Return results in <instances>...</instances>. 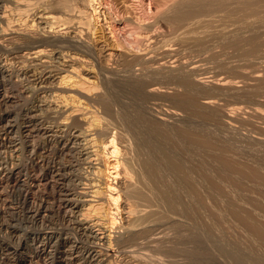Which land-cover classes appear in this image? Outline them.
<instances>
[{
	"label": "rangeland",
	"instance_id": "obj_1",
	"mask_svg": "<svg viewBox=\"0 0 264 264\" xmlns=\"http://www.w3.org/2000/svg\"><path fill=\"white\" fill-rule=\"evenodd\" d=\"M15 1L17 2L0 0V17H4L0 19V40L3 42H0V63L4 64L6 70L5 77L0 72V91L8 95L15 93L12 102L0 106V113L3 109H9L14 115L20 116L23 109L30 107L33 109L32 114L41 113L40 117L47 121L44 122L45 125L53 124L50 127L56 133L50 136L53 137L51 139L61 135L68 137V149L64 150L63 155L59 156L57 153L61 144H50L52 149L48 160L50 163L55 160L61 162L60 166L69 167L71 179L68 181L72 180L71 184L67 181L69 188L79 179L80 182L89 184H82L87 195H76L77 200L93 199L92 191L96 190L99 194V188L104 187L107 182L112 186L116 185L117 193L114 195L117 197L119 194L118 199L103 200V197L96 194V198L100 197L103 201L95 198L94 206H103L100 210H105L98 213L97 217L100 219L92 212L87 214L88 219L94 217L103 221L101 225H109L104 226V234H108L106 238L100 241L88 239L95 246L99 245L96 247H100L97 249L99 261L103 264H264V0H190L193 10L189 9L190 6L185 8L187 3L191 4L189 0L181 1L186 2L185 5L180 0H89L94 2L87 3L89 7L83 5L85 0H67L68 3L66 0ZM41 2L44 5L46 3V7ZM197 2L203 4L201 8ZM175 4L178 7L183 5L182 14ZM37 6L42 11L36 12ZM43 7L46 12L53 13L60 19L55 23L51 22V25L41 23L38 15L45 11ZM54 7L57 10L60 8V13ZM65 7L70 11H67V15L66 12L63 13L68 10ZM184 9L192 12L189 14L187 10L188 15H185ZM176 13L179 14L175 18L173 16ZM71 14L74 15L73 18H68ZM89 14L91 17H88ZM64 20L66 24L67 21H72V25H67L73 29L66 26L70 28L65 30L67 34L62 33L66 28L62 29ZM57 23L62 26L58 24V27ZM52 24H55L54 27ZM73 24L74 27L79 26L74 28ZM88 25L93 28L89 27V32ZM50 26L62 30L60 32L55 28L56 32H60L58 34ZM70 30L75 31L76 35ZM36 47L43 49V55L32 57L31 51L34 52ZM68 71L74 75L80 74L82 79L77 74L75 77L72 73L70 75ZM54 75L59 76L55 78ZM60 76L75 80L79 85L74 86L71 82L62 84ZM66 88L69 91L64 90ZM94 93L99 95L94 96ZM58 94L61 97L65 95L64 99H59ZM99 96L107 100L103 101ZM95 97L101 103L107 101L112 111L109 108L105 110L106 103L100 104ZM64 104L67 105L64 107ZM67 106L71 109L78 107L75 111L80 115L79 122H72L78 125L76 127L73 124L76 128L68 123L73 119L68 117L72 111ZM65 111H69V114ZM64 112L68 121L65 120ZM101 122L103 126L106 124V128L101 126ZM78 123H83L84 126ZM1 124H5V121ZM69 124L70 128L66 127ZM102 129L104 131L99 133ZM39 135V138L32 139H50ZM91 138L99 142L104 139L106 144L109 138L114 139L116 145L112 144L120 149L117 151L121 156L118 157L117 151L112 155L106 153L113 146L111 144L102 153L103 159L98 157L97 160L92 155L94 147H90L93 145L89 140ZM5 150L8 151L9 147L1 149L0 155H6L10 159ZM23 153L21 152L19 159L26 154L25 151ZM87 153H91L89 158ZM83 155L91 161L87 158L85 160ZM23 157L25 159H18V162L26 163L27 159ZM117 157L121 162H126L128 170L132 168L129 170L132 177H128L132 181L121 175L122 168L118 166ZM127 157L130 158L128 165ZM16 159L13 161L17 162ZM114 169L121 170V177L118 175V179L112 176ZM72 177L75 178L74 181ZM128 181L139 187L142 198L135 199L126 195L124 189L127 185L124 182L128 184ZM93 184L96 186L92 187ZM117 188H123L124 193ZM72 197L74 198L73 195ZM113 202L117 205L112 204ZM127 205L130 206V211ZM86 206L87 203L79 208L84 210ZM117 206L119 210L116 209ZM128 215L131 217L129 220ZM107 216L112 223L115 220L116 223L111 226ZM143 217L146 219L142 220ZM138 220H142L146 231L140 237L137 236V240L136 235L134 239L126 240L132 237L133 232L125 234L124 225L137 224ZM120 234H124L123 240ZM70 235L72 239L74 236ZM85 240L87 239L83 237V247L92 245ZM99 261L95 264H99Z\"/></svg>",
	"mask_w": 264,
	"mask_h": 264
},
{
	"label": "bare ground",
	"instance_id": "obj_2",
	"mask_svg": "<svg viewBox=\"0 0 264 264\" xmlns=\"http://www.w3.org/2000/svg\"><path fill=\"white\" fill-rule=\"evenodd\" d=\"M22 1V0H21ZM25 0H23L22 2H24ZM35 1H37V0H35ZM34 1V2H35ZM45 1V0H44ZM53 1V0H52ZM55 1V0H54ZM65 1V0H64ZM67 1V0H66ZM72 1H74V0H71V2ZM77 1V0H76ZM82 1H84V0H82ZM87 0H85V2H86ZM95 1V0H94ZM177 1H179V0H177ZM176 1V2H177ZM181 1H184V0H180L179 2H181ZM185 1H187V2H189L188 0H185ZM206 1V0H205ZM209 1V0H208ZM207 1V2H208ZM14 2H17V1H15L14 0ZM14 2H13V4H14ZM27 2V1H26ZM40 2V1H39ZM47 2V1H46ZM48 2H51V1H48ZM47 2V3H48ZM78 2V1H77ZM80 2V1H79ZM84 2V4L83 5H85L86 4V7H89V6H87L88 4L87 3H91V2H93V1H91V2H89V0L85 3ZM176 2H174V3H176ZM178 2V3H179ZM199 2H202L203 3V1H199ZM42 3V2H41ZM65 3V2H64ZM67 3H68V1H67ZM94 3V2H93ZM96 3V2H95ZM181 3H184V2H181ZM181 3H179V4H181ZM190 3H191V1H190ZM201 3V4H202ZM26 4V3H25ZM43 5H44V3H42ZM55 4H56V2H55ZM66 4V3H65ZM81 4H82V2H81ZM186 4V2L184 3V5ZM197 4L199 5L200 3H198L197 2ZM199 5V8H201V6L204 4H202V5ZM6 5V4H5ZM15 5H16V3H15ZM23 5V4H22ZM21 5V6H22ZM45 5H46V3H45ZM44 5V6H45ZM48 6H49V4H47ZM69 5H71V4H69ZM73 5V4H72ZM77 5V4H76ZM178 5V4H177ZM176 4L174 5L175 7L177 6ZM192 6L193 4L191 3V4H188L187 3V6H185V8L187 7H189V6ZM196 5V4H195ZM198 5L197 6H195V8L196 7H198ZM18 6H20V5H18ZM20 6V7H21ZM51 6V5H50ZM60 6V5H59ZM58 6V7H59ZM63 6V5H62ZM78 6V5H77ZM76 6V7H77ZM95 6V5H94ZM173 6V7H174ZM181 6H183V5H180V7H178L177 9H179L180 10V12H181ZM191 6L189 7V9L191 8ZM13 7V6H12ZM17 7V6H16ZM19 7V8H20ZM46 7V6H45ZM52 8H53V6H51ZM50 7V8H51ZM61 7V6H60ZM68 7V6H67ZM84 7V6H83ZM82 7V8H83ZM174 7V8H175ZM18 8V7H17ZM16 8V9H17ZM41 8V7H40ZM51 8V9H52ZM55 8V7H54ZM66 8V7H65ZM78 8V7H77ZM91 8L92 9H94L93 7H92V5H91ZM90 8V9H91ZM170 8H172V5H171V7ZM173 8V9H174ZM184 8V7H183ZM182 8V9H183ZM199 8H197L198 10H199ZM9 9V8H8ZM11 9V8H10ZM13 9V11L15 10L14 8H12ZM21 9V8H20ZM49 9V8H48ZM56 9V11H58L57 10V8H55ZM61 9H62V7H61ZM64 9V8H63ZM66 9H68V8H66ZM73 9V8H72ZM76 9V8H75ZM81 9V8H80ZM79 9V10H80ZM84 9V8H83ZM88 9V8H87ZM92 9H91V11H92ZM176 9V8H175ZM174 9V10H175ZM176 9V10H177ZM192 10L194 9V7L193 8H191ZM203 9V8H202ZM28 10V9H27ZM41 10V9H40ZM40 10H38V6H37V10H36V12L37 11H40ZM43 10H45V11H43V12H39V15H38V18L41 20V23L43 22V23H45V25L46 24H50L51 22H57L56 20H58V19H60V17H57V15L56 16H54L53 15V13L51 14L50 12H46V9L43 7ZM78 10V11H79ZM96 10H97V8H96ZM185 11H184V14L185 15H188V13H187V10L186 9H184ZM192 10H188L189 11V14L192 12ZM196 10V9H195ZM198 10H196V11H198ZM4 11V10H3ZM6 11H8V10H6ZM10 11V10H9ZM23 11V10H22ZM42 11V10H41ZM64 11V10H63ZM67 11H69V9L68 10H65L63 13H65L66 12V15L68 14V13H70V11L67 13ZM72 12H73V10H71ZM77 10H76V12H78ZM173 11V10H172ZM183 11V10H182ZM191 11V12H190ZM15 12H17V11H15ZM19 12H20V10H19ZM30 12V11H29ZM53 12H55V10L53 9ZM71 12V13H72ZM75 12V11H74ZM73 12V13H74ZM83 12V11H82ZM177 12H179V11H177ZM186 12V13H185ZM10 13V12H9ZM59 13H60V10H59ZM84 13V12H83ZM94 13V12H93ZM173 13V12H172ZM183 12H181V14H182ZM16 14H18V13H16ZM20 14V13H19ZM18 14V15H19ZM24 14V13H23ZM35 14V13H34ZM80 14H81V11H80ZM86 14H88V13H86ZM86 14H85V17H86ZM174 14H175V12H174ZM179 14V13H178ZM177 13H176V15H174L173 17H175V16H177L178 15ZM76 15V14H75ZM82 15V14H81ZM90 15V14H89ZM184 15V16H185ZM10 16V15H9ZM22 16V15H21ZM27 16V15H26ZM72 16H74L73 14H71V15H69V17L68 18H73ZM88 16V15H87ZM92 16H94V15H92ZM97 16V15H96ZM184 16H178L179 18H181V17H184ZM1 17H3V16H1ZM1 17H0V19H1ZM81 17V16H80ZM84 16L82 15V18H83ZM88 17H91V15L90 16H88ZM4 18V17H3ZM79 17H77V19H78ZM87 18V17H86ZM86 18H85V20H86ZM93 18V17H92ZM176 18V17H175ZM17 19H19V18H17ZM16 19V20H17ZM62 20L64 19V18H61ZM96 19V18H95ZM20 20V19H19ZM23 20H24V18H23ZM22 20V21H23ZM67 20V19H66ZM69 20V19H68ZM82 20H84V19H82ZM91 20V19H90ZM70 21V20H69ZM69 21H67V24L68 25H70L71 23H72V21H71V23L69 22ZM92 21H93V19H92ZM91 21V22H92ZM60 22V21H59ZM64 22H65V24H66V21L64 20ZM21 23V22H20ZM32 23V22H31ZM74 23V22H73ZM61 25V23H57V25ZM64 24V23H63ZM61 25L63 28L62 29H64V27H70V26H68L67 24L66 25ZM86 24V23H85ZM91 24H93V23H91ZM14 25V24H13ZM32 25V24H31ZM38 25V24H37ZM43 25V24H42ZM51 25V24H50ZM53 25H55V24H52V26ZM59 25H58V27H59ZM72 25V24H71ZM87 25V24H86ZM8 26V25H7ZM76 26H79V25H75V27ZM44 27V26H43ZM54 27V26H53ZM65 28L64 29V31H62V33H66L67 34V30L66 29H70V28ZM73 27H74V24H73ZM74 27V28H75ZM88 27V28H87ZM87 27H85V30H84V28H83V30L84 31H86V28H87V31L89 32V31H91V30H88V29H90V28H92V27H90V25H88ZM90 27V28H89ZM5 27L3 26V28L2 29H4ZM47 28V27H46ZM50 28H52L51 26H50ZM50 28L48 27V29H49V31L51 32V30H50ZM56 28V27H55ZM55 28L53 29L52 28V30L53 31H55ZM78 28V27H77ZM1 29V30H2ZM48 29H44V30H46V31H48ZM57 29V28H56ZM61 29V28H60ZM60 29L58 28L57 30H59L60 31ZM61 29V30H62ZM71 29H73V28H71ZM93 29V28H92ZM7 30V29H6ZM5 30V31H6ZM16 29H14V31H15ZM66 30V31H65ZM45 31V32H46ZM52 31V32H53ZM71 32H73L74 34L76 33L75 31H73V30H70ZM82 30H80V32H81ZM83 31V32H84ZM3 32H4V30H3ZM13 32V31H12ZM16 32V31H15ZM42 32V31H41ZM50 32H48L49 34H50ZM56 32V31H55ZM55 32H53V33H55ZM61 32V31H60ZM59 32V33H60ZM78 32V31H77ZM82 32V33H83ZM56 33H58V32H56ZM58 33V34H59ZM61 33V34H62ZM64 33V34H65ZM79 33V32H78ZM1 34V33H0ZM27 34V33H26ZM30 34H32V33H30ZM73 34V35H74ZM23 35H25V33L23 34ZM27 35H29V34H27ZM27 35H26V37H27ZM51 35H53L52 33H51ZM55 35V34H54ZM69 35H72V34H69ZM76 35V34H75ZM30 36V35H29ZM28 36V37H29ZM79 36V35H78ZM1 37H2V35H1ZM31 37V36H30ZM29 37V38H30ZM33 37V36H32ZM58 37V36H57ZM60 37V36H59ZM69 37V36H68ZM72 37V36H71ZM75 37H77V36H75ZM75 37H73V39L75 38ZM39 38V37H38ZM54 38V37H53ZM48 39V38H47ZM50 39V38H49ZM30 40V39H29ZM32 40V39H31ZM33 40H34V38H33ZM53 39H51V41H52ZM61 40V39H60ZM0 42H1V40H0ZM34 42H37V41H34ZM56 42H57V40H56ZM1 43H3V42H1ZM19 43V42H18ZM58 43V42H57ZM20 44V43H19ZM18 44V45H19ZM26 44H27V42H26ZM36 44H39V43H36ZM35 44V45H36ZM46 45V44H45ZM60 45V44H59ZM21 46V45H20ZM25 46V45H24ZM28 46H29V44H28ZM27 46V47H28ZM32 46V45H31ZM34 46V45H33ZM43 46H44V44H43ZM56 46V45H55ZM48 47H49V45H48ZM54 47V46H53ZM16 48H17V46H16ZM61 48V47H60ZM29 49V48H28ZM47 50V49H46ZM45 50V51H46ZM52 50H54V49H52ZM58 51V50H57ZM17 52V51H16ZM42 52H43V49L42 48H38V47H36V49L34 50V52L33 51H31V53H33L31 56L33 57V56H35V55H39V54H42ZM56 52V51H55ZM65 52V51H64ZM28 53V52H27ZM30 53V52H29ZM30 53V54H31ZM46 53V52H45ZM47 54V53H46ZM53 55H54V53H52ZM65 54V53H64ZM23 55V54H22ZM43 55V54H42ZM49 55V54H48ZM51 55V54H50ZM62 55V54H61ZM26 56V55H25ZM30 56V57H31ZM64 56V55H63ZM29 57V58H30ZM14 58V57H13ZM58 58V57H57ZM60 58V57H59ZM21 59V58H20ZM41 59V58H40ZM64 59H65V56H64ZM18 60H19V58H18ZM34 60V59H33ZM53 60V59H52ZM70 60V59H69ZM73 60V59H72ZM75 60V59H74ZM8 61V60H7ZM11 61V60H10ZM14 61V60H13ZM22 61H23V59H22ZM76 61H77V59H76ZM1 62V61H0ZM18 62V61H17ZM36 62V61H35ZM34 62V63H35ZM58 62V61H57ZM71 62V61H70ZM75 62V61H74ZM30 63V62H29ZM42 63H43V61H42ZM48 63H49V61H48ZM51 63V62H50ZM76 63V62H75ZM10 64H11V62H10ZM24 64V63H23ZM36 64V63H35ZM40 64V63H39ZM78 64V63H77ZM7 65H9V64H7ZM13 65V64H12ZM47 65H49V64H47ZM63 65V64H62ZM6 66V65H5ZM27 66H30V65H27ZM13 67V66H12ZM22 67V66H21ZM24 67V66H23ZM33 67V66H32ZM49 67H50V65H49ZM69 67H70V64H69ZM8 68V67H7ZM26 68V67H25ZM54 68V67H53ZM57 68V67H56ZM55 68V69H56ZM67 68V67H66ZM23 69V68H22ZM45 69H47V68H45ZM51 69V68H50ZM64 69V68H63ZM63 69H62V71H63ZM73 69H74V67H73ZM72 69V70H73ZM40 70V69H39ZM38 70V71H39ZM49 70V69H48ZM53 70V69H52ZM68 70V69H67ZM71 70V69H70ZM35 71V70H34ZM41 71H42V69H41ZM62 71H60L59 70V72H62ZM76 71V70H75ZM0 72H1V75H4V77H5V73H6V70H5V67H4V64L3 63H0ZM58 72V71H57ZM58 72V73H59ZM65 72V71H64ZM36 73H37V71H36ZM39 73V72H38ZM53 73H55V72H53ZM66 73V72H65ZM68 73H70L69 71H68ZM72 73V72H71ZM71 73H70V75H71ZM19 74V73H18ZM40 74H41V72H40ZM77 74V73H76ZM75 74V75H76ZM10 75V74H9ZM33 75V74H32ZM46 75V74H45ZM51 75V74H50ZM59 75H60V73H59ZM58 75V76H59ZM65 75V74H64ZM72 75H74V73H72ZM75 75H74V77H75ZM78 75V74H77ZM16 76V75H15ZM18 76V75H17ZM28 76V75H27ZM40 76H42V75H40ZM55 76H57V75H54V77ZM57 76V77H58ZM66 76V75H65ZM3 77V76H2ZM14 77V76H13ZM47 77V76H46ZM53 77V76H52ZM60 77H62V76H60ZM67 77H70L69 75L67 76ZM67 77H66V79H65V77L63 76L62 77V80H61V82H62V84L63 83H70L71 82V84L73 83L74 84V86L76 85V84H78V82L77 81H75V80H68L67 79ZM78 77H80L81 78V76H80V74L78 75ZM78 77H77V79H78ZM7 78V77H6ZM21 78V77H20ZM39 78V77H38ZM56 78V77H55ZM71 78H73V77H71ZM15 79V78H14ZM18 79V78H17ZM22 79H23V76H22ZM26 79V78H25ZM43 79V78H42ZM61 79V78H60ZM70 79V78H69ZM82 79V78H81ZM80 79V80H81ZM86 80H87V78H85ZM4 80V79H3ZM6 80H8V78L6 79ZM5 80V81H6ZM32 80H33V78H32ZM57 80H59V79H57ZM84 80V79H83ZM2 81V80H1ZM15 81H17V80H15ZM21 81V80H20ZM40 81V80H39ZM47 81V80H46ZM3 82V81H2ZM19 82V81H18ZM58 82V81H57ZM56 82V83H57ZM77 82V83H76ZM83 82H85V80L83 81ZM89 82V81H88ZM16 83V82H15ZM30 83V82H29ZM34 83V82H33ZM82 83V82H81ZM18 84V83H17ZM16 84V85H17ZM55 84V83H54ZM70 84V85H71ZM34 85V84H33ZM59 85V84H58ZM58 85L56 86L55 85V87H56V89L58 88ZM61 85V84H60ZM79 85V84H78ZM91 85V84H90ZM10 86V85H9ZM14 86V85H13ZM32 86V85H31ZM62 86V85H61ZM86 86V85H85ZM15 87V86H14ZM26 87V86H25ZM28 87V86H27ZM77 87V86H76ZM32 88H34L33 86H32ZM63 88V87H62ZM61 88V89H62ZM68 88H69V86H68ZM68 88H66V89H64V90H66V91H69L68 90ZM72 88V87H71ZM79 87H77V89H78ZM85 88V87H84ZM93 88V87H92ZM2 89V88H1ZM0 89V90H1ZM14 89V88H13ZM12 89V90H13ZM59 89V88H58ZM60 89V90H61ZM74 89H76V88H74ZM76 89V90H77ZM33 90V89H32ZM37 90V89H36ZM71 90V92H72V89H70ZM76 90H74V91H76ZM85 90V89H84ZM21 91V90H20ZM46 91H47V89H46ZM7 91H5V93H6ZM65 92V91H64ZM78 93L80 92V91H77ZM83 92V91H82ZM81 92V93H82ZM76 93V92H75ZM84 93H86V92H84ZM15 94V93H14ZM14 94L12 95H8V94H4V92H2V91H0V106L3 104H6V103H8V102H10L11 101V99L12 98H15L14 97ZM57 94V93H56ZM87 94V93H86ZM95 94L96 93H94L93 95L95 96ZM59 95V94H58ZM67 95V94H66ZM70 95V94H69ZM88 95V94H87ZM99 94H96V96H98ZM20 96V95H19ZM68 96V95H67ZM93 96V97H94ZM24 97V96H23ZM56 97V96H55ZM60 95H59V99H60ZM62 97H63V95H62ZM61 97V98H62ZM64 97H65V95H64ZM64 97H63V99H64ZM71 97V96H70ZM101 96H99V98H100ZM57 98V97H56ZM73 98H75L76 99V97H73ZM99 98L97 99L96 97H95V99H97L99 102H100V104H103V103H106L104 106H105V110H108V108H109V111L111 112L112 110H110V104L108 105L107 104V101L106 102H103V101H105V100H107V99H104V97L102 98L101 97V99H104L102 102L103 103H101V101L99 100ZM45 99V98H44ZM66 99V98H65ZM16 100V99H15ZM54 100H55V98H54ZM56 100H58V99H56ZM67 100V99H66ZM71 100H73V99H71ZM65 101V100H64ZM68 101V100H67ZM75 101V100H74ZM97 101V103H99ZM12 102V101H11ZM14 102V101H13ZM47 102V101H46ZM45 102V103H46ZM49 102H51L50 100H49ZM61 102V101H60ZM70 102H72V101H70ZM62 103V102H61ZM64 103V102H63ZM73 103V102H72ZM76 102H74V104H75ZM77 103H78V101H77ZM110 103V102H109ZM54 104V103H53ZM73 104V105H74ZM8 105V104H7ZM16 105H18V104H16ZM49 105H51V104H49ZM57 105V104H56ZM59 105V104H58ZM61 105V104H60ZM59 105V106H60ZM65 105H67V104H64V107H65ZM72 105V106H73ZM6 106V105H5ZM9 106V105H8ZM11 106V105H10ZM33 106V105H32ZM58 106V107H59ZM62 106H63V104H62ZM72 106H70V107H72ZM75 106V105H74ZM102 107H103V105H102ZM101 107V108H102ZM4 108V107H3ZM12 108V107H11ZM33 108V107H32ZM51 108V107H50ZM52 108H55V107H52ZM66 108H68V106L66 107ZM65 108V109H66ZM76 108H78L77 106H76ZM75 108V109H76ZM81 108H83V107H81ZM14 109V108H13ZM57 109V107L54 109V110H56ZM60 109V108H59ZM69 110L71 109V108H68ZM75 109H71V111L72 112H70V115L68 116L69 118L71 117V119L70 120H72L73 119V121H69L68 123H72V122H74V121H78L79 119H80V115H79V113H77L76 111H75ZM85 109V108H84ZM84 109H83V111H84ZM2 110V109H1ZM46 110V109H45ZM50 110V109H49ZM91 110V109H90ZM100 110V109H99ZM102 110H104L103 108H102ZM101 110V111H102ZM13 111V110H12ZM21 111V110H20ZM33 109H31L30 107H27V108H25V109H23V113H19L20 114V116H16V115H14L13 114V112H11L9 109L8 110H2L1 112L2 113H0V124L3 122V121H5V124H1V126H0V150L1 149H3L4 147H6L7 149H8V147H9V150L8 151H4L6 154L8 153V155H9V157H10V159H8L7 157H5V156H1L0 155V264H37V263H41V264H95V262L97 261H99V258L97 257L98 256V248H100V247H98L97 249H96V247L97 246H99V245H97V246H95L94 245V243L92 242V240H101V239H103V238H106L105 236H108V234L107 235H105L106 233L104 232V226H106L107 224L106 223H104V224H106V225H103V227H102V225H101V222H103V221H99V220H97L96 218H98L97 217V215H98V213L100 212V211H102V210H100L101 209V207H103V206H101V207H99V205L98 206H94V200H95V198H96V194L99 196H101V198L103 197V200H104V198H106L107 200H115V198H120L119 197V194L117 195V197H115V195L114 194H116L117 192H116V189H115V186H112V184L110 185L109 183L110 182H107L108 184H106L105 183V186L103 187L101 184H99V186H102L103 187V189H102V187L101 188H99V194H98V191H96V190H90V191H92L93 192V194H92V196L94 197L93 199H86L85 197V199H81V200H77L76 199V197L78 196V197H83V196H85V195H87V193H86V191H84L83 189H82V184H84V185H89V184H87V183H82V182H80V180L81 179H79V180H77L78 182L76 183V184H74V182H73V187L72 188H69V186H68V184H67V181H68V179H71L70 177H71V173L70 172H68L69 171V167H64V166H60L61 165V162H57V161H52L51 163L49 162V154H50V152H51V149H52V146H50V144L52 143V142H54V144L56 143V144H61V146H60V148H56L57 149V153L59 154V156H60V154H64V150H66V149H68V147H67V141H68V137L67 138H64V136H58V137H55L54 139H51V138H53V137H50V136H54V134L53 133H56V132H54V130L50 127V126H52L53 124H51L50 126L48 125H45V123L44 122H47L44 118H42V117H40V115L39 114H41V113H35V114H32L33 112ZM36 111V110H35ZM62 111H64L63 109H62ZM61 111V112H62ZM83 111H82V113H83ZM93 111V110H92ZM17 112V111H16ZM41 112V111H40ZM48 112V111H47ZM56 112V111H55ZM54 112V113H55ZM57 112H59L58 110H57ZM56 112V113H57ZM65 112H67L68 114H69V111H65ZM64 112V113H65ZM73 112H75V113H73ZM90 112V111H89ZM103 112V111H102ZM101 112V113H102ZM48 113H51V112H48ZM60 113V112H59ZM63 113V114H64ZM104 113V112H103ZM106 113V112H105ZM104 113V114H105ZM14 116H13V115ZM39 116H38V115ZM45 114V113H44ZM62 113H61V115H63ZM81 114V113H80ZM85 114V113H84ZM51 115V114H50ZM50 115H48V117L50 116ZM56 115V114H55ZM58 115V114H57ZM61 115H59V116H61ZM87 115V114H86ZM89 115V114H88ZM95 115V114H94ZM54 116V115H53ZM52 116V117H53ZM64 116L66 117V113L64 114ZM64 116H62V118L64 117ZM82 116V115H81ZM20 117V118H19ZM44 117V116H43ZM52 117H51V119H52ZM55 117V116H54ZM68 117H66L65 118V120L67 119V121H68ZM87 117V116H86ZM85 117V119L87 120V118ZM90 117V116H89ZM99 117V116H98ZM57 118V117H56ZM55 118V119H56ZM84 118V117H83ZM19 119H20V121H19ZM41 119V120H40ZM47 119V118H46ZM64 119V118H63ZM81 119H82V117H81ZM91 119H93V118H91ZM95 119V118H94ZM61 120V119H60ZM89 120V119H88ZM87 120V121H88ZM103 120V119H102ZM48 121H49V119H48ZM56 121V120H55ZM63 121V120H62ZM85 121V120H84ZM89 121H91V120H89ZM97 121V120H96ZM61 122V121H60ZM79 122V121H78ZM81 122H83V120L81 121ZM98 122V121H97ZM103 122V121H102ZM101 122V126L102 127H105V125L103 126V123ZM53 123V122H52ZM56 122H54V124H55ZM58 123V122H57ZM89 123V122H88ZM91 123H92V121H91ZM100 123V122H99ZM59 124V123H58ZM57 124V125H58ZM62 124V122L60 123V125ZM64 124H67V122L66 123H64ZM63 124V125H64ZM74 123H72V125H73ZM79 124V123H78ZM80 124H82L83 125V123H80ZM79 124V125H80ZM97 124V123H96ZM71 125V126H72ZM74 125H76V124H74ZM73 125V126H74ZM88 125V124H87ZM92 125H94V124H92ZM65 126V125H64ZM68 126H70V124L69 125H67L66 127H68ZM84 126V125H83ZM91 126V125H90ZM98 126H100L99 124H98ZM53 127V126H52ZM58 127V126H57ZM63 127V126H62ZM75 127V126H74ZM76 127H78V125H76ZM75 127V128H76ZM93 127V126H92ZM96 127V126H95ZM102 127H100V128H102ZM68 128H70V127H68ZM80 128V127H79ZM82 128V127H81ZM87 128V127H86ZM89 128H91V127H89ZM106 128V127H105ZM104 128V129H105ZM56 129V128H55ZM67 129V128H66ZM78 129V128H77ZM96 129V128H95ZM95 129H93V130H95ZM62 130H63V128H62ZM75 130V129H74ZM78 130H80V129H78ZM84 130V129H83ZM92 130V129H91ZM90 130V131H91ZM96 130H98V129H96ZM58 131V130H57ZM89 131V133H91ZM104 130L102 129V130H100V132L99 133H101V132H103ZM105 131H106V129H105ZM60 132V131H59ZM59 132H57V133H59ZM64 132H66V134H69V133H67V131H64ZM84 132V134L83 135H85V131H83ZM83 132H81V133H83ZM74 133V132H73ZM94 133V132H93ZM92 133V134H93ZM106 133V132H105ZM39 134H41V135H44L46 138H48V137H50V139H46V140H44L42 137V141H38V139H35V140H33L32 139V137L34 138V137H38L39 138ZM71 134V133H70ZM94 134H96V135H98L96 132L94 133ZM39 135V136H38ZM57 135V134H56ZM59 135V134H58ZM89 135V134H88ZM96 135H93L94 137L96 136ZM103 135V134H102ZM102 135H100V136H102ZM68 136V135H67ZM73 136V135H72ZM75 136H76V134H75ZM77 136H79V133H78V135ZM92 136V137H93ZM104 136V135H103ZM102 136V137H103ZM89 137V136H88ZM102 137H100V138H102ZM87 138H85V140H86ZM94 139L95 138H91V139H89L90 140V143L92 142V144L93 145H91L90 147H94V149L93 150H91L92 152H93V154L92 155H94L95 156V158H97V160L100 158H102L103 159V157H102V153L104 152H106V150H107V147L109 146H111V144H112V142H113V140H111L110 138H109V140H108V142H107V144L106 143H104V139H103V141H101V142H99V141H94ZM96 139H97V137H96ZM105 139H107V138H105ZM44 140V141H43ZM98 140H100V139H98ZM102 140V139H101ZM86 141H88V140H86ZM72 143H74V142H72ZM114 143V142H113ZM55 144V145H56ZM115 144V143H114ZM52 145V144H51ZM74 145V144H73ZM73 145H71L72 147H73ZM86 145V144H85ZM88 145V144H87ZM113 145V144H112ZM116 145V144H115ZM114 146V145H113ZM113 146H111V149L108 151V152H106V153H111V154H109V155H112V154H114V153H117L118 151L117 150H120L119 148L117 149V146L115 147H113ZM51 147V148H50ZM55 147H57V146H55ZM59 147V146H58ZM89 147V148H90ZM74 148V147H73ZM84 148H86V147H84ZM56 149H54V151H56ZM75 149V148H74ZM74 149H71V150H74ZM86 149H88V147L86 148ZM23 151H25L26 152V154L25 155H22V157H20V159H19V156L21 155V152H22V154H24L23 153ZM117 151V152H116ZM2 152H3V150H2ZM52 152H53V150H52ZM67 152H70V151H67ZM87 152V151H86ZM85 152V153H86ZM89 152V151H88ZM66 153V152H65ZM73 153V152H72ZM72 153L70 154V155H72ZM76 153H77V150H76ZM79 153V152H78ZM81 153V152H80ZM100 153V154H99ZM120 152H118V154H119ZM2 154V153H1ZM91 153H89V155H90ZM99 154V155H98ZM118 154H116V156L118 155ZM55 155H56V153H55ZM74 155V154H73ZM89 155H88V153H87V156H88V158H89ZM105 155V154H104ZM109 155H107V156H109ZM23 156H25L26 157V159H27V162L26 163H24V161L21 163V161H22V159L21 158H23V159H25ZM87 156H86V158H87ZM93 156V157H94ZM101 156V157H100ZM107 156L105 157V160H106V158H107ZM121 155L119 154V156L118 157H120ZM61 157H63V156H61ZM65 157V156H64ZM69 157V156H68ZM76 157H79V156H76ZM83 157H84V155H83ZM99 157V158H98ZM117 157V158H118ZM124 157V156H123ZM14 158H17L16 160H17V162H15V161H13V159ZM70 158V157H69ZM74 158V157H73ZM85 158V157H84ZM83 158V159H84ZM86 158H85V160H86ZM87 158V159H88ZM21 160L20 162H18L19 160ZM49 159V160H48ZM52 159V158H51ZM71 159H72V157H71ZM119 159V158H118ZM125 159H126V156H125ZM125 159H123V160H125ZM70 160V159H69ZM76 160V159H75ZM74 160V161H75ZM82 160V159H81ZM81 160H80V162H81ZM84 160V161H85ZM88 160H90V159H88ZM87 160V161H88ZM95 160V159H94ZM128 160H130V158L128 159V157H127V165H128ZM91 161V160H90ZM122 161V160H121ZM120 161V159H119V165L118 166H120L119 168H122L121 170H122V173L123 174H121V170L119 169V170H115V171H112V172H110V173H112V176L113 177H115V178H117L118 179V175H122V176H124V177H126L128 180H131L132 181V179H129V178H131L132 176V174H130V172H129V170H132V168H130L129 170H128V166L126 167V162H121ZM79 162V163H80ZM83 162V161H82ZM93 162V161H92ZM91 162V163H92ZM97 162H100V160L99 161H97ZM103 162V161H102ZM116 163H118V162H116ZM60 164V165H59ZM63 164V163H62ZM85 164V163H84ZM87 164V163H86ZM95 164V163H94ZM98 164H100V163H98ZM65 165V164H64ZM71 165V164H70ZM96 165H97V163H96ZM67 166V165H66ZM92 166V165H91ZM94 166V165H93ZM99 166V165H98ZM117 166V167H118ZM89 167V166H88ZM91 168V167H90ZM94 168H98V167H94ZM101 168V167H100ZM114 168V167H113ZM99 169V168H98ZM97 169V170H98ZM102 169V168H101ZM101 169H100V172H101ZM118 169V168H117ZM70 170H72V169H70ZM89 170V169H88ZM105 170V169H104ZM103 170V171H104ZM87 172H89V171H87ZM96 172V171H95ZM73 173V172H72ZM92 173V172H91ZM94 173V172H93ZM97 173V172H96ZM96 173H94V175L96 174ZM98 173H99V170H98ZM104 173V172H103ZM74 174H76V173H74ZM99 175V174H98ZM103 175V174H102ZM108 175V174H107ZM121 175H120V177H121ZM75 176V175H74ZM73 176V177H74ZM78 176V175H77ZM86 176V175H85ZM104 176V175H103ZM131 176V177H130ZM73 177H72V179H73ZM96 177V176H95ZM98 177V176H97ZM111 177V176H110ZM119 177V178H120ZM123 177V178H124ZM129 177V178H128ZM77 178H79V177H77ZM103 178V180H104V177H102ZM101 178V179H102ZM75 179V178H74ZM74 179H73V181H74ZM84 180H86V179H84ZM88 180V179H87ZM99 180V182L101 181L100 179H98ZM106 180V179H105ZM124 180V179H123ZM118 181V180H117ZM121 181V180H120ZM84 182V181H83ZM86 182V181H85ZM88 182V181H87ZM95 182V181H94ZM93 182V183H94ZM106 182V181H105ZM123 182V181H122ZM125 182H126V180H125ZM125 182H124V185H127V188L126 189H124L125 190V193H126V195L127 196H130V197H134L135 199L137 198V197H141L142 195H141V193H140V190H139V187H137L135 184H133L134 182H132V184H131V182L130 181H128V184H125ZM130 182V183H129ZM68 183H72V180L69 182L68 181ZM101 183H102V181H101ZM119 183V182H118ZM92 184V183H91ZM96 185H98V182H96L95 183ZM102 184H104V183H102ZM120 184V183H119ZM96 185H94L93 184V186L92 187H94V186H96ZM113 185H114V183H113ZM121 185V184H120ZM82 186V187H81ZM98 186V187H99ZM118 186V185H117ZM123 186V185H122ZM71 187V186H70ZM81 187V188H80ZM85 187V186H84ZM97 187V188H98ZM120 188V187H119ZM119 188H117L118 190H119ZM124 188V187H123ZM123 188H121V190H119V191H121L122 193H124L123 191H122V189ZM89 189H91V188H89ZM88 190V189H87ZM89 191V190H88ZM118 191V192H119ZM70 192V193H69ZM88 194H90V193H88ZM72 195L74 196V198L72 197ZM77 195V196H76ZM88 196H91V195H88ZM87 196V197H88ZM125 195H123V197H124ZM126 196V197H127ZM91 198V197H90ZM97 198H100V197H97ZM96 198V199H97ZM100 198V199H101ZM142 198V197H141ZM140 198V199H141ZM105 199V200H106ZM116 199V200H117ZM128 199H130V198H128ZM99 200V199H98ZM98 200H96V201H98ZM102 200V199H101ZM102 200V201H103ZM94 201V202H93ZM102 201H100V203H102ZM129 201H131V200H129ZM87 203V206H86V208L84 209V210H80L81 208H79V206H82V205H85L86 203ZM112 202V201H111ZM110 202V203H111ZM118 202V201H117ZM99 203V202H98ZM108 203V202H107ZM127 203H128V201H127ZM104 204H105V202H104ZM103 204V205H104ZM109 204V203H108ZM112 204H114V202L112 203ZM131 204L132 203H130V206H131ZM115 205V204H114ZM117 205V204H116ZM115 205V206H116ZM108 206V205H107ZM113 206V205H112ZM111 206V207H112ZM128 206V205H127ZM130 206H128L127 208L129 209L128 211H130ZM84 207V206H83ZM109 207H110V205H109ZM108 207V208H109ZM114 207V206H113ZM126 207V206H125ZM132 207H133V205H132ZM76 208H77V210H76ZM123 208V207H122ZM133 208H135V207H133ZM104 209H107L106 207L104 208ZM110 209V208H109ZM116 209H118V206H117V208ZM125 209V208H124ZM115 210V209H114ZM119 210V209H118ZM117 210V211H118ZM131 210H132V208H131ZM140 210V209H139ZM138 210V211H139ZM146 210V209H145ZM105 210H103L101 213H103ZM110 211V210H109ZM108 211V212H109ZM134 211H135V209H134ZM93 213V215L96 217L95 219H94V217H92V215H91V219L89 218L88 219V216H87V214L88 213ZM111 212V211H110ZM116 212V211H115ZM126 212H127V210H126ZM125 212V213H126ZM132 212V211H131ZM89 213V214H90ZM101 213H100V215H101ZM117 213V212H116ZM144 213V212H143ZM145 213H146V211H145ZM105 214H106V212H105ZM104 214V215H105ZM111 214H112V212H111ZM118 214V213H117ZM129 214V213H128ZM132 214H133V212H132ZM131 214V215H132ZM137 214V213H136ZM139 214V213H138ZM149 214V213H148ZM108 215V214H107ZM110 215V214H109ZM124 215H126V214H124ZM130 215V214H129ZM128 215V216H129ZM134 215V214H133ZM133 215H132V217H133ZM106 216V215H105ZM113 216V215H112ZM111 216V217H112ZM127 216V217H128ZM137 216V215H136ZM142 216H144L143 214H142ZM142 216H141V218H142ZM110 217V218H111ZM126 217V216H125ZM126 217V218H127ZM130 217V216H129ZM135 217V216H134ZM115 218V217H114ZM125 218V219H126ZM140 218V219H141ZM145 217H143V219L142 220H145L144 219ZM99 219H100V217H99ZM129 219H131V217L130 218H128V220ZM133 219H136V218H133ZM137 219H139V217H137ZM136 219V220H137ZM139 219V220H140ZM104 220V219H103ZM107 220H110L109 218H108V216H107ZM115 220V219H114ZM138 220V223L137 224H129L128 223V225L126 224V225H124L125 226V228H124V230L127 232H125V234H128V233H132V237H128V238H126V240H130V239H134V235H136L135 236V240H137L136 239V237L138 236V237H140L141 235H142V233H144L145 231H146V228L145 227H143L142 226V220L141 221H139ZM125 221H127V220H125ZM110 222H111V220H110ZM130 222V221H129ZM131 222H133V221H131ZM114 223H116V220H115V222ZM114 223H110V225L111 224H114ZM127 223V222H126ZM109 224V223H108ZM99 225H101L100 227H98ZM107 226H109V225H107ZM106 226V227H107ZM112 226V225H111ZM110 226V227H111ZM122 227V226H121ZM120 228V227H119ZM108 229V228H107ZM121 230V229H120ZM106 231V230H105ZM108 231V230H107ZM122 231V230H121ZM120 231V232H121ZM111 232V231H110ZM117 232V231H116ZM118 232H119V230H118ZM124 232V231H123ZM160 232V231H159ZM105 233V234H104ZM156 233V232H155ZM158 233V232H157ZM161 233V232H160ZM71 234H73V238L71 239V237H69V235ZM162 234V233H161ZM160 234V235H161ZM70 235V236H71ZM76 235H77V238H76ZM124 235V234H123ZM123 235H121L120 234V237L121 236H123ZM156 235V234H155ZM110 236V235H109ZM130 236H131V234H130ZM157 236V235H156ZM83 237L85 238V239H92L91 241H89L90 243H92V245L90 244L89 246H87V247H83V245H82V241H83ZM113 237V236H112ZM122 238V237H121ZM121 238H120V240H121ZM125 237L123 236V238H122V240L124 239ZM156 238V237H155ZM154 238V239H155ZM117 239V238H116ZM87 240H85V241H87ZM113 240V239H112ZM138 240H139V238H138ZM141 240V239H140ZM103 241V240H102ZM109 241V240H108ZM96 242V241H95ZM112 242V241H111ZM115 242V241H114ZM128 242V241H127ZM116 243V242H115ZM119 243V242H118ZM134 243V242H133ZM96 244V243H95ZM129 244V243H128ZM109 245V244H108ZM120 245V244H119ZM130 245V244H129ZM136 245V244H135ZM126 246H127V244H126ZM104 248V247H103ZM106 248V247H105ZM110 248V247H109ZM107 250V249H106ZM84 251V252H83ZM100 251V250H99ZM105 251V250H104ZM132 251V250H131ZM100 254V253H99ZM103 255V254H102ZM100 256V255H99ZM101 258V257H100ZM102 259V258H101ZM105 259V258H104ZM102 262V261H101ZM100 261H99V264L101 263ZM98 264V263H97ZM102 264H103V262H102ZM105 264V263H104Z\"/></svg>",
	"mask_w": 264,
	"mask_h": 264
}]
</instances>
